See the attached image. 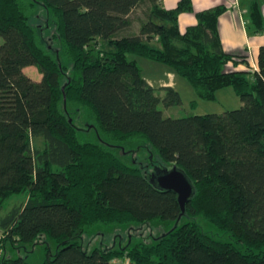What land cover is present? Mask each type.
Instances as JSON below:
<instances>
[{
    "label": "trees",
    "instance_id": "trees-1",
    "mask_svg": "<svg viewBox=\"0 0 264 264\" xmlns=\"http://www.w3.org/2000/svg\"><path fill=\"white\" fill-rule=\"evenodd\" d=\"M37 5L58 49L32 23ZM142 5L139 32L125 34ZM192 11L191 0L172 10L162 0H0V214L10 197L27 193L0 217V264H33L16 254L41 239L57 252L40 264H264V46L256 71L228 69L247 56L222 46L226 7L198 13V24L182 33L179 16ZM250 21L264 32L257 1ZM134 57L170 67L202 100L232 87L242 106L165 117L160 105H181L180 93L166 87L159 95ZM33 66L40 81L24 72ZM81 113L85 127L73 118ZM81 131L97 141H83ZM158 164L177 165L195 188L177 227V195L151 182ZM199 218L233 242L207 234ZM152 222L172 226L150 243L142 231L132 234ZM99 227L128 233L89 251L84 237Z\"/></svg>",
    "mask_w": 264,
    "mask_h": 264
},
{
    "label": "rangeland",
    "instance_id": "rangeland-1",
    "mask_svg": "<svg viewBox=\"0 0 264 264\" xmlns=\"http://www.w3.org/2000/svg\"><path fill=\"white\" fill-rule=\"evenodd\" d=\"M147 11L146 5H142L139 7L133 14H132V26L131 28L125 33L127 35L129 34H137L139 32L141 23L145 20V13ZM34 20L32 23L36 26H39V30L44 36V44L49 45L53 47L54 49H58L56 40H51L53 31L46 32V30L43 28V25L45 22H47L46 19V12L44 9L37 5L36 10L33 14ZM3 43V40L0 38V44ZM136 58V57H134ZM138 61L139 66L143 69V77L149 80L154 84V86L158 87L164 82L170 80L165 75V69L172 71L174 74V80L173 84L177 88L178 92L181 95L182 98V104L179 106L174 107H164L163 105H160V109L163 111L165 117H172V118H182V117H188L193 115H206V114H221L226 111L230 110H236L242 106V101L240 97L236 94L235 90L232 87H227L224 89H221L217 92V99L213 101H206L202 100L198 97L196 94V91L194 88L190 85V83L183 77L179 76L173 70L165 65L153 63L149 60L142 59V58H136ZM154 65H160L164 68H154ZM159 66V67H160ZM162 69V70H161ZM28 76H30L35 81H40L42 78V74L39 72L38 68L33 66L32 68L28 67L25 68L24 71ZM196 101V103H194ZM73 118L76 119V123L79 126H83L84 123H89L88 118L81 113L80 115L74 114ZM80 137L83 141H89V142H95L97 141V137L95 135V132H80ZM42 141L41 140H35L34 145L35 146H41ZM128 147H132L131 145H128ZM144 162V159L148 160V152L146 151H139V153L136 155V157H139ZM131 155L125 156L127 161L131 160ZM156 157V156H155ZM156 160H161L156 157ZM153 160V158H152ZM154 161V160H153ZM155 167H163V165H156ZM154 167V169H156ZM166 166L164 165V168ZM27 200V193H21L16 194L12 197H10L4 204V209L2 210L0 217L6 215L10 211H12L14 208L21 206L23 203H25ZM188 219L183 218V220L180 222L182 225L184 222H186ZM198 224L202 227V229L209 235H212L214 238L222 240V241H229L233 242V239L230 237L229 234L224 233L222 231L216 230L213 226L206 223L201 218L197 219ZM179 225V222L177 221L175 223V226ZM171 222H152L150 225H146L145 227H140L141 229L139 232L135 233L132 232L133 235H137V237L141 238L139 233L142 231L141 235L143 237H146V242L150 243L153 241V239H156L159 236H162L165 234L170 228H171ZM128 232H125L121 228H96L92 231L88 232L84 237V246L87 247L89 251L93 250L96 247H102L104 244L110 246L111 244H116L117 240H120V235L127 236ZM2 232H0V237L2 236ZM119 236V237H118ZM131 239V238H130ZM3 243L0 242V248L2 249V252L0 254V257L4 254V248H2ZM28 246V245H27ZM11 249V247L9 248ZM28 254H26V250L22 249L19 251V254L17 253L16 256H26V258L29 260V262H32L33 264H40L45 261L46 255L48 253V250L52 252V254H55L57 252V245L55 242L51 241L50 239H41L40 242H36V244L33 246H28ZM12 250V249H11ZM10 251V250H9ZM12 252V251H10ZM126 261H130L129 259ZM125 260L120 262L121 264H124L126 262ZM114 264H117L118 261H114ZM131 263V262H130Z\"/></svg>",
    "mask_w": 264,
    "mask_h": 264
},
{
    "label": "crops",
    "instance_id": "crops-1",
    "mask_svg": "<svg viewBox=\"0 0 264 264\" xmlns=\"http://www.w3.org/2000/svg\"><path fill=\"white\" fill-rule=\"evenodd\" d=\"M180 1L181 0H162V6L165 9L172 10L179 5ZM253 1L260 3L264 18V0H191L193 11L182 13L179 16L180 31L185 33L187 28L197 25L198 13L217 6H225L226 11L220 16L218 23L222 46L227 53L247 56V62L238 65L230 63L228 69L254 72L258 69L257 61L259 50L264 46V32H257L251 26L250 6ZM154 66V68H159V70L160 68H164L160 65ZM165 70V75L170 80L164 82L158 87L154 86L152 82L145 78V80L154 87L156 92L161 96L165 95V90L162 89L166 87H172L178 91L173 84L174 74L170 70Z\"/></svg>",
    "mask_w": 264,
    "mask_h": 264
},
{
    "label": "water",
    "instance_id": "water-1",
    "mask_svg": "<svg viewBox=\"0 0 264 264\" xmlns=\"http://www.w3.org/2000/svg\"><path fill=\"white\" fill-rule=\"evenodd\" d=\"M151 182L158 188L172 191L177 195L182 210L179 222L181 217L186 213L187 203L195 194V188L191 179L177 165H174L170 168H156L151 174Z\"/></svg>",
    "mask_w": 264,
    "mask_h": 264
},
{
    "label": "built area",
    "instance_id": "built-area-1",
    "mask_svg": "<svg viewBox=\"0 0 264 264\" xmlns=\"http://www.w3.org/2000/svg\"><path fill=\"white\" fill-rule=\"evenodd\" d=\"M1 252H2V249L0 248V254ZM124 264H132V263H130V261H126Z\"/></svg>",
    "mask_w": 264,
    "mask_h": 264
}]
</instances>
